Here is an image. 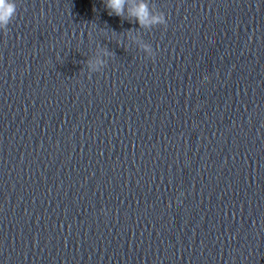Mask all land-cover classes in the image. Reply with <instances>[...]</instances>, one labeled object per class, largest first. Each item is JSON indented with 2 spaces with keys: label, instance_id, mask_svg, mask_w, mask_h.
I'll use <instances>...</instances> for the list:
<instances>
[{
  "label": "clouds",
  "instance_id": "clouds-1",
  "mask_svg": "<svg viewBox=\"0 0 264 264\" xmlns=\"http://www.w3.org/2000/svg\"><path fill=\"white\" fill-rule=\"evenodd\" d=\"M103 4L109 16H117L122 20L138 22L141 29H152L158 25L166 26L165 14L161 11L154 13L150 7L149 0H103ZM16 0H0V30L7 33L8 26L17 15ZM146 51L148 46L144 45ZM104 55L108 56V50H104ZM92 71H98V66H102L104 61H86Z\"/></svg>",
  "mask_w": 264,
  "mask_h": 264
}]
</instances>
